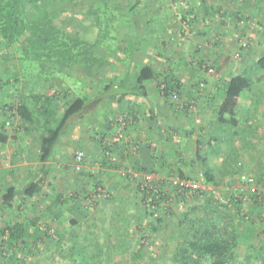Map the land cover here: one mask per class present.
<instances>
[{"label":"rangeland","instance_id":"obj_1","mask_svg":"<svg viewBox=\"0 0 264 264\" xmlns=\"http://www.w3.org/2000/svg\"><path fill=\"white\" fill-rule=\"evenodd\" d=\"M34 1L30 0L27 4L30 19H39L45 8L60 13L68 36L93 46L98 63L90 69L78 64L62 66L55 61L27 55L24 47L28 34L16 44L5 42L0 35V133L7 138L5 142H0V197L10 186L21 189L32 179H42L39 176L42 137L53 133L66 107L75 99L83 98L87 103L82 115L70 125L58 144L40 191L33 199L15 204L12 211H0V264H175V255L181 252L197 227L204 222L209 225L217 222L219 231L230 236L236 230V225L232 223L234 215L229 208V199L237 193L241 168L248 174L253 169L264 172V74L251 73L255 79L258 78V85L250 98L252 103L248 114L241 118L248 120L250 126L254 125L252 120H260L262 130L255 126L254 137L248 135L241 142L242 152L238 149L242 157L238 159L239 154L231 155L224 164L230 186L217 190L218 202L210 195L212 188H217L207 183L210 191L202 199L176 197L178 204L176 201L174 205L170 202L167 206L170 211L160 214L165 216L162 225L149 216L148 222H152L144 228L138 227L137 222L134 226H128L124 220L129 214V203L124 201L122 194L121 198L115 190L101 186L95 178L103 176L102 171L98 173L99 168L108 166L110 153H115L126 141H121V138L114 141L113 135L105 131L107 126L104 120H150L146 117L147 107L155 108V103L160 101L157 85L162 78L157 77L147 82L149 94L144 100L146 105L139 106L136 102L141 100L130 95L119 98L128 89L121 87L120 80L124 78L127 83L128 79V85H135L136 77H139L144 66L142 62L131 67L134 51L141 53L143 60L148 59L145 57L148 49L155 51L156 47V53L163 51L160 39L146 36L148 31L155 28V24L151 23L154 18L147 17L148 11L160 2L39 0L37 7ZM156 23L159 26L160 21ZM249 30L251 33L252 29ZM259 30L264 39V28ZM137 36L143 39L139 40ZM257 45V42L254 43L247 54L251 59L246 57L243 61L246 66L249 65L251 72L255 71L253 54H261V47ZM243 62L232 60L230 63ZM217 74L214 70L209 75ZM225 77L226 74H222V78ZM111 83L113 87L107 93L106 87ZM175 94L176 99L174 96L165 97L168 101L158 105L159 120H188L190 104L178 91ZM108 95L122 101H111ZM23 99L28 100L33 111L32 123L24 124L16 113V107ZM218 101L221 103V99ZM123 108L126 111H122ZM128 113H131L129 119L126 118ZM78 120L102 121L93 127V131L88 122ZM102 130L104 134H98ZM79 154H83L82 160L78 159ZM119 164L122 163H115ZM199 169L196 174H186L185 177L198 178L203 174ZM216 172L217 176H221V172ZM171 177L167 175L165 178ZM226 190L227 197L220 193ZM208 200L211 202L207 203ZM221 200L229 203L222 204ZM260 212L264 213V209ZM153 223L155 228L151 227ZM15 224L20 225L23 231L18 234L21 238L11 239L8 227ZM145 236L147 242H143ZM257 241L258 246L264 245L262 237ZM236 254L237 257L246 256L244 252Z\"/></svg>","mask_w":264,"mask_h":264},{"label":"crops","instance_id":"obj_2","mask_svg":"<svg viewBox=\"0 0 264 264\" xmlns=\"http://www.w3.org/2000/svg\"><path fill=\"white\" fill-rule=\"evenodd\" d=\"M157 1L160 4L155 5L157 7L154 6V9L148 11L149 15H147L149 19L154 18L151 23L155 24V28L148 31L146 36H155V39H160L163 51L159 53L158 50L156 53V47L155 51L153 48L148 49L146 60H143L141 53L134 51L131 67L135 63L142 64L143 62V67L151 68L157 78H162L158 81V92V86L161 89L169 86L187 99L190 104L189 111L187 109V112H190L188 120H159L158 105H163L168 101L163 93H159L160 101L155 103V108L147 107L146 117L150 120H104L107 126L105 131L113 135L114 141L117 138L126 141L123 145H118L120 148L116 149L115 153L114 151L110 153L108 166L96 168H99L98 173L102 171L103 176L95 178L97 182L100 181L101 186L115 190L120 197L122 194L124 201L129 203V214L124 220L125 224L134 226L137 222L140 228H144L152 220L148 222V213L137 191V183L129 178L130 171L157 172L160 176L166 177L179 173L196 174L200 168V173L208 171L213 174L215 183H207L217 188L211 187L213 190L210 195L214 196L213 198L218 202L217 190H224L230 186L227 181L230 178L227 177L228 173L224 164L227 163L229 156H238L240 153L238 149L242 152V140L250 136L254 137L256 127H261V130L263 127V124L258 122L260 120H252L254 125L250 126L248 120H241V118L248 114L247 110L252 103L250 98L258 85L256 81L258 78L255 79L251 73L264 74V70H261L257 64L258 60L264 56L263 33L259 30L264 28V0ZM156 21H160L159 26ZM145 23L148 25V20ZM249 29H252L251 33ZM137 37L139 40L143 39ZM243 41L248 45L242 50ZM256 42L257 46L261 47L260 50L257 49L261 54L256 56L253 54L255 71L251 72L249 65L246 66L243 61L246 57L251 59L247 54ZM240 51V58H236V54ZM230 57L235 62L242 61L243 63L233 65L230 63L232 62ZM210 68L218 74L210 76ZM126 69L124 66L125 71ZM222 74H226L227 77L222 78ZM234 76L246 77L250 81V88L241 95L238 116L235 120L237 123L233 120L223 122L219 119V110L224 102L222 98L224 87ZM164 78L167 80L164 81ZM126 81L127 83L124 78L120 80L123 87H128L127 90H133L138 85V77H136L137 85H128L130 81L128 79ZM205 81L206 87L202 90L200 84ZM147 82L149 81L144 83L146 89ZM130 86L133 88H129ZM132 98L141 100L136 102L139 106L146 105L144 99L137 96ZM218 99H221V103ZM127 100L126 98L125 101ZM118 103L116 106L119 110ZM122 111H126V108ZM130 114H126V118H131ZM212 118L216 120H211ZM78 121L88 122L94 131L93 127H96L102 120ZM99 133L104 134L103 130L98 131ZM98 155L102 159L100 151ZM241 157L239 154L238 159ZM117 162L122 164L115 165ZM125 168L128 169L124 170ZM241 170L240 175L245 172ZM216 171L221 172V176H217ZM262 173L257 169L250 171L251 175L260 176ZM220 193L227 197V190ZM229 195L232 193L229 192ZM234 197L229 199L231 205L229 208L233 210L232 223L236 225V230L230 236H228L229 233L223 232H220L219 236L222 239L233 240L237 246L236 252L246 253V256L236 258V264H264V245L258 246L257 244L259 238L264 239V213L260 212L262 208L251 202L249 196H245L242 202L234 205ZM177 200L174 198L170 202L172 205L175 201L178 204ZM209 202L211 201L208 200L207 203ZM132 207L133 210H131ZM216 225L219 228L217 222ZM129 232L133 233V230Z\"/></svg>","mask_w":264,"mask_h":264},{"label":"trees","instance_id":"obj_3","mask_svg":"<svg viewBox=\"0 0 264 264\" xmlns=\"http://www.w3.org/2000/svg\"><path fill=\"white\" fill-rule=\"evenodd\" d=\"M38 1H34V5L38 7ZM30 0H0V35L7 43H19L24 36L28 34L26 45L24 47L27 55H32L41 60L55 61L62 66H72L78 64L85 68H93L98 63V58L93 51V46L87 43L68 36L63 27L60 13L50 12L48 8L42 11L39 19H30L27 15L28 7L27 4ZM258 67L264 70V56H262L258 62ZM211 69V68H210ZM210 74V73H209ZM156 79V74L149 67H143L140 70L138 77V85L135 89L124 90L122 97L124 99L127 96H137L144 100L148 97V90L144 86L146 81ZM205 82H201L200 88L203 90ZM164 84V83H162ZM165 85V84H164ZM203 85V87L201 86ZM113 84L106 87L107 93L112 89ZM121 87L122 84H121ZM250 88V81L243 76H234L230 82L224 87V102L219 110V119L223 122L237 120L239 101L244 91ZM159 93H163L166 97H173L175 92L174 88L169 86L162 87L158 86ZM117 91V90H116ZM106 97V96H105ZM111 101L120 102L121 99L115 97H109ZM105 98H103L104 100ZM86 101L83 98L75 99L65 109V112L61 118L57 128L54 129L50 136L44 135L42 137V154H41V169L39 176L42 179H32L26 183L21 189L14 186H10L0 197V211L7 210L12 211L15 204L23 203L31 200L42 188L43 177L46 175L50 160L54 155V152L59 143H61L64 135L67 133L70 125L79 118L86 108ZM16 113L25 123H32L34 120V114L31 110L28 100L23 101L16 107ZM13 110V108H11ZM45 110V108H44ZM6 136L0 133V142L6 141ZM182 178L185 175L179 173ZM206 181L214 182V176L211 172L203 173ZM176 177L177 175H171ZM139 192V190H138ZM141 196V194L139 193ZM171 196L167 197L169 200ZM143 202V200H142ZM237 205L239 203H233ZM145 211L148 213V217L153 218L156 223L162 225L165 216L155 218L152 212L146 208ZM162 209V206H160ZM170 209L167 205H163L162 213H168ZM153 228L156 226L152 224ZM22 229V230H21ZM10 238H21L18 234L23 231L20 225L9 226ZM5 233V231H3ZM219 228L216 224H204L199 225L196 229L195 234L190 237L189 241L184 245L185 247L179 254L175 255V264H236V244L233 240L222 239L219 236ZM146 238L143 237L144 240Z\"/></svg>","mask_w":264,"mask_h":264},{"label":"built area","instance_id":"obj_4","mask_svg":"<svg viewBox=\"0 0 264 264\" xmlns=\"http://www.w3.org/2000/svg\"><path fill=\"white\" fill-rule=\"evenodd\" d=\"M247 43L242 42L241 48L246 49ZM241 50V51H242ZM241 51L236 54L240 58ZM210 74L214 73L213 69L209 70ZM203 87V85H201ZM177 94H174L176 99ZM83 154H79L78 159L82 160ZM129 178L137 183V188L141 194V199L146 208L149 209L155 218H159L162 213L163 205H167L176 197L183 199H202L210 189L207 187V181L203 174L198 178L181 177L177 175L173 178H165L156 173H139L130 171ZM237 194L234 197L235 203L243 201L245 196H249L251 202L264 209V172L259 175H249L243 173L239 176ZM171 199L167 200V197ZM222 204H228V201L221 200ZM162 206V209H160ZM147 238L143 242H147Z\"/></svg>","mask_w":264,"mask_h":264}]
</instances>
